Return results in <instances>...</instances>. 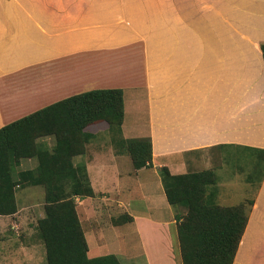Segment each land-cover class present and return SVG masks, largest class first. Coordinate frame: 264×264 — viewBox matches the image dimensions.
<instances>
[{"label":"crops","instance_id":"0c3cea01","mask_svg":"<svg viewBox=\"0 0 264 264\" xmlns=\"http://www.w3.org/2000/svg\"><path fill=\"white\" fill-rule=\"evenodd\" d=\"M261 43L264 0H0V127L72 95L120 88V136L150 139L152 166L136 169L106 121L83 128L89 136L71 162L85 167L93 192L73 196L88 257L181 264L182 208L168 202L158 168L209 170L212 191L221 158L247 150L244 181L253 195L229 203L235 192L212 191L211 201L241 204L247 214L232 264H264ZM34 143L50 150L55 136L38 134ZM38 163L35 155L21 158L12 172ZM45 193L36 182L14 186L16 210L0 214V264L39 257L33 228Z\"/></svg>","mask_w":264,"mask_h":264},{"label":"trees","instance_id":"16d2710c","mask_svg":"<svg viewBox=\"0 0 264 264\" xmlns=\"http://www.w3.org/2000/svg\"><path fill=\"white\" fill-rule=\"evenodd\" d=\"M264 59V43L260 44ZM123 95L120 88L94 89L67 97L0 127V214L16 210L14 186L24 181L44 184L45 216L38 236L46 248L44 264H121L114 254L87 256V244L76 214L75 195H92L85 167H73L71 157L83 152V128L104 120L118 151L130 154L134 168L150 167V139L121 135ZM40 134H53L55 145L41 150L34 143ZM37 156L34 171H18L21 158ZM168 202L182 208L176 214L181 264H232L247 220L243 205L221 206L211 201L209 170L172 174L158 168ZM124 218H128L123 216Z\"/></svg>","mask_w":264,"mask_h":264},{"label":"rangeland","instance_id":"374dc122","mask_svg":"<svg viewBox=\"0 0 264 264\" xmlns=\"http://www.w3.org/2000/svg\"><path fill=\"white\" fill-rule=\"evenodd\" d=\"M102 137L104 139L105 138L107 139L108 135L106 134V135H103ZM227 152L228 151H223V153L225 154ZM250 157H251V154L247 150H241V151H236L235 157H231L230 155H225L223 156V158H221V163L217 170L219 178H218V183L217 182L216 183H217L218 188H216L215 185H213V188H211V190L214 192V195H222L223 192L227 193L230 190L232 192H235L236 193L235 196L233 195L231 197H227V198H230L228 201L229 203L236 202V201H239L243 197H251L253 195V186H248L246 182L244 181V177L247 173V170H249L250 168V165H249ZM249 175L250 177H253V172L249 173ZM234 184H237V188H234L233 186ZM241 184L246 185V188H244V186H241ZM242 193H246V195H241ZM45 206L46 204H44V216H45ZM183 212H184V209L183 210L181 209V213ZM121 219L122 218H119V220ZM38 222H39V219L37 221L36 227H34L35 229L33 228V234L35 233L37 236H38V229H37ZM38 238L41 240L40 241L41 244L38 245L36 249V251L39 252V257L36 260L34 259L32 261H29L30 264L32 263L33 264H44L47 262L45 244L39 236ZM129 257L130 255H127L126 257H122L123 264H130L133 262L132 260L128 259Z\"/></svg>","mask_w":264,"mask_h":264}]
</instances>
